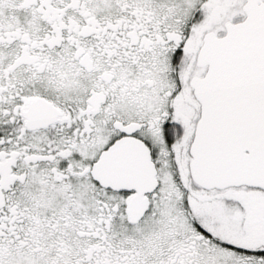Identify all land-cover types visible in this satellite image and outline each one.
<instances>
[{
	"label": "snow or ice",
	"instance_id": "1",
	"mask_svg": "<svg viewBox=\"0 0 264 264\" xmlns=\"http://www.w3.org/2000/svg\"><path fill=\"white\" fill-rule=\"evenodd\" d=\"M0 264H264V0H0Z\"/></svg>",
	"mask_w": 264,
	"mask_h": 264
}]
</instances>
